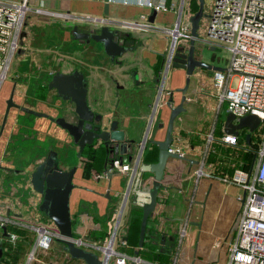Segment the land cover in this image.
I'll use <instances>...</instances> for the list:
<instances>
[{
  "label": "crops",
  "instance_id": "obj_1",
  "mask_svg": "<svg viewBox=\"0 0 264 264\" xmlns=\"http://www.w3.org/2000/svg\"><path fill=\"white\" fill-rule=\"evenodd\" d=\"M161 1L173 8L158 11L154 22L149 21L152 8L145 4L146 0H110L107 13L104 12L103 0L32 1L25 24L27 32L34 25L51 21L71 26V32L74 26L78 31H90L108 24L111 29L119 31V43L133 47L132 51L116 58L117 63L105 54L101 43L75 39L72 33V41L77 46L93 47L98 54L85 58L83 66L73 64L68 68L70 71L62 72L81 71L87 83V103L91 110L103 115L104 120L119 121V129L125 131V137L134 139L137 147L144 145V149L140 154V148L134 147L124 155L125 158L132 155V160L123 164L129 166L128 171L122 170L123 165L112 169L106 166L107 172L93 169L87 150L89 146L77 157V146L66 130L53 120L64 116L72 121L73 104L62 100L55 91L56 98L55 95L53 97L48 87L50 81L46 82L45 94L33 93L36 90L31 80L33 75L12 67L11 81L6 85L7 90L13 93V102L46 116H36L15 107L8 111L0 134V221H17L24 229L36 224L48 225L57 233L54 224L39 209L42 197L30 183V174L36 165L50 151H55L63 170L75 167L69 198L73 237L89 248L105 245L113 237L111 247L123 259L119 262L118 257L111 256L110 264H129L136 256L121 253L117 247L124 244L131 210L147 201L152 187L153 172L141 169L142 165H148L143 161L144 152L150 144L164 139L170 109L180 103V89L186 78L184 69L171 64L167 68L166 56L173 35L163 29H173L180 14L183 20L193 13L190 0L183 2L181 10V0ZM136 22L148 23L151 29L132 27L131 24ZM29 43L26 36L25 50ZM20 52L17 61L20 60ZM160 56L161 66L156 71ZM34 59L35 65L38 61ZM227 79L224 72L196 68L185 92L184 110L173 121L170 148L183 159L168 158L156 205L147 219L143 245L139 247L168 255L170 264H225V249L233 237L241 205L238 197L242 190L215 177L217 163L207 162L206 154L207 139L210 135L213 137L217 123L220 124L221 136L225 133L223 123L227 110L225 103L220 101L219 88L223 83L225 86ZM11 92L6 95V100ZM28 93L34 94V101L27 99ZM158 93L161 97L155 108ZM170 97L173 99L171 107L166 105ZM5 110L6 104L0 106V126ZM29 138L47 144L48 152L37 154L33 159L16 157L10 144ZM108 172L111 173L110 178L107 177ZM1 232L5 234L4 228ZM34 237L32 232L21 264ZM139 258L140 262L135 264H159ZM38 259L31 264H84L81 260L71 259L57 239L46 253L38 255Z\"/></svg>",
  "mask_w": 264,
  "mask_h": 264
},
{
  "label": "water",
  "instance_id": "obj_2",
  "mask_svg": "<svg viewBox=\"0 0 264 264\" xmlns=\"http://www.w3.org/2000/svg\"><path fill=\"white\" fill-rule=\"evenodd\" d=\"M152 6V14L149 17L150 22H154L157 15L158 6L161 0H150ZM184 2L185 0H181ZM104 12L107 13L110 0H103ZM198 9L192 13L188 19L190 22V31L188 38L182 37L180 42L171 43L170 49L166 56L168 66L182 68L185 70L186 78L185 85L180 89L182 93L181 101L178 105L171 107L173 99L170 97L166 101V105L170 106V114L166 127V133L163 140L155 141L158 147V157L155 163L142 165V170L153 172L154 178L152 187L148 193V199L141 204L142 218L140 222L138 246L142 247L146 223L149 215L157 201V192L161 187V180L165 170L166 162L169 157H183L171 150L170 145L173 141L172 129L173 121L176 116L184 110L183 104L186 100L185 92L187 90L190 76L196 68H202L212 71L224 72L231 65L232 54L230 51L229 57H224L218 52V49H226L224 39L221 35H216L212 30L213 20L216 19V13L220 11L221 0H197ZM183 6V5H182ZM207 7V8H206ZM181 14L179 15V19ZM179 22V20H178ZM75 39L85 40L89 43L91 40L101 43L103 51L112 61L119 63L116 58L122 56L127 51H132L133 47L119 43V31L111 29L108 24H103L98 30L78 31L77 26L72 30ZM176 34V31L173 35ZM186 41V42H182ZM187 43V44H186ZM179 44V47H178ZM212 44V46H210ZM228 50L229 47H227ZM205 51H211L209 57H204ZM205 58V59H204ZM135 75V74H134ZM137 82V78H134ZM50 89H55L57 95L65 101H70L73 104V120L68 121L64 116L54 118V122L61 128L65 129L71 137L73 143L77 146V157H80L83 149L86 146L102 145L107 154L105 170L120 167L126 161L132 160V155L129 154L126 158L128 150L137 147L134 139H127L125 131L119 129V121L104 120L103 115L95 114L87 103V83L84 74L79 70H74L69 73L55 72L51 81L48 83ZM160 93L156 96L154 105L155 108L159 104ZM11 107L19 108L36 116H46V114L36 112L32 109L19 106L13 102V93L6 100V110L0 126V134L3 131L8 111ZM52 119V118H51ZM260 124V119L253 114H247L236 118L231 112H226L223 123V131L225 133L238 134L241 129H248L250 133L257 130ZM247 142V136H246ZM248 143V142H247ZM96 144V145H95ZM139 153L144 149V145H140ZM75 172V167L69 170H63L57 162L55 151H50L48 156L42 159L30 174V183L33 190L39 193L42 201L39 209L48 217L54 224L59 233L57 239L59 243L64 245L71 259L83 261L84 264H110L111 256L115 255L112 249L113 237L107 244L97 245L89 248L77 242L72 233V218L69 207L70 193L73 188L72 178ZM111 173H107L110 178ZM5 231V228H4ZM127 238L123 239L126 243ZM136 260H132L129 264L140 262V258L136 255Z\"/></svg>",
  "mask_w": 264,
  "mask_h": 264
},
{
  "label": "built area",
  "instance_id": "obj_3",
  "mask_svg": "<svg viewBox=\"0 0 264 264\" xmlns=\"http://www.w3.org/2000/svg\"><path fill=\"white\" fill-rule=\"evenodd\" d=\"M32 1L0 0V88L10 76L18 52L25 49V24ZM221 3L220 11L215 14L212 30L216 35L227 38L224 42L230 44L232 60L231 65L224 71L228 77L225 86L223 83L219 88L220 101L225 103L226 110L236 118L253 114L260 119L259 126L262 125L261 137L257 138L250 168H236L231 175L224 174L219 177L221 182L234 184L242 190V195L238 197L241 205L233 237L225 249V264H264V0H221ZM145 4L152 8L150 0H146ZM182 4L181 1L180 10ZM170 8L173 7L160 1L156 10ZM181 21L179 19L173 29H163L165 33L172 35L176 31L172 43L179 37L189 36L190 24L186 26ZM131 26L143 30L151 29L148 23L136 22ZM233 76L238 78L234 87L230 85ZM240 132L224 133L220 139L226 145H237ZM211 139L212 135L207 143ZM122 170L128 171L129 166L123 165ZM8 225L20 227L17 221H0V229L5 228V233ZM25 228L34 232L35 237L22 264H31L39 260L40 253H46L50 249L53 241L59 238V233L57 229L56 233L51 226L43 224ZM8 237L11 243L18 239L15 233H9ZM74 239L81 243L80 239ZM115 256L119 262L122 261L120 253L115 251ZM132 260H136V257Z\"/></svg>",
  "mask_w": 264,
  "mask_h": 264
},
{
  "label": "trees",
  "instance_id": "obj_4",
  "mask_svg": "<svg viewBox=\"0 0 264 264\" xmlns=\"http://www.w3.org/2000/svg\"><path fill=\"white\" fill-rule=\"evenodd\" d=\"M189 3L191 11L193 13L196 12L198 9V3L196 2V0H190ZM160 57L161 58L156 65V71H158L161 66L160 64L162 56ZM220 132V124L217 123L214 128L213 137L208 143L206 154L207 162L217 163L214 176L219 178L224 174L231 175L236 168L249 169L254 159L257 139L253 138L250 143H247L245 141V134L243 132V134L239 135V144L226 145L220 139ZM241 136L244 138V140ZM39 147L40 148L38 150V155H40L42 152H48L47 144L39 143ZM87 150L90 153L93 169L97 171L105 170L107 154L104 146H89ZM157 157V145L150 144L146 148L143 155L144 163H155L157 161ZM141 218L142 208H133L131 210L126 243L118 245L117 250L129 256L137 255L142 259L157 262L159 264H170V258L168 255L156 252L154 249L144 250L139 248L138 241ZM6 231L7 232L3 234L0 229V262L6 264H21L23 259L22 254H24L25 252L26 243L28 246L31 241L32 231L11 225H8L6 227ZM9 233H15L18 235V239L15 243H11L9 241Z\"/></svg>",
  "mask_w": 264,
  "mask_h": 264
},
{
  "label": "rangeland",
  "instance_id": "obj_5",
  "mask_svg": "<svg viewBox=\"0 0 264 264\" xmlns=\"http://www.w3.org/2000/svg\"><path fill=\"white\" fill-rule=\"evenodd\" d=\"M17 1V0H12ZM207 8V7H206ZM182 24L188 26L190 24L188 17L182 20ZM26 30V29H25ZM28 36L30 43L28 47V52L25 53L27 50L23 49L21 50V57L20 60H15L13 67L17 69V71H27L28 73H31L32 81L36 85V88L33 84V88L36 90L33 93L40 94L43 92L46 93L47 84L46 82L51 81L52 73L55 72H62V71H70L68 68L75 64L77 67L83 66L84 59H88L89 57H93L95 54H98V52L93 49V47H84V46H77L76 43L72 41V32H71V26L64 25L60 21H51L49 23H39L38 25H34L30 28V30L27 32L25 31V35ZM183 38L179 37L177 39V43L180 42ZM226 49H218L217 51H220V54H222L224 57L230 56V50L227 49V47H230V44L225 43ZM25 50V51H24ZM213 52L211 51H205L204 56L211 54ZM27 54H30L27 56ZM40 57V59H39ZM29 58L28 60H26ZM34 58H36V62L34 65ZM30 60V61H29ZM48 70V71H47ZM53 70V71H51ZM76 70V69H74ZM35 75V76H34ZM11 78L9 76L6 80H4L2 84V89L0 88V106H3L6 104V95H8L11 90H7V83L10 82ZM37 79V80H36ZM237 76H233L231 80V86L234 87L237 83ZM31 81V83H32ZM44 84L41 86V83ZM38 84H40L38 86ZM32 89V87H31ZM31 91V90H30ZM54 89L51 93H53V97L56 94L54 93ZM8 92V93H7ZM56 92V91H55ZM30 93L27 99L32 102L34 101V98L32 97ZM262 126V125H261ZM261 126L259 128L250 133L248 129H241L240 135L245 134V141L247 136V142L250 143L253 138L257 139L258 136L261 137ZM244 130V131H242ZM242 137V136H241ZM244 140V138L242 137ZM12 151H15L16 157H26L27 159H32L35 157L36 154H38L39 150V143L33 139L29 138L26 141L20 142V140L13 141V143L10 144ZM48 156V154H47ZM46 156V157H47ZM224 256V255H223ZM226 256V255H225ZM22 257L24 255L22 254ZM227 257V256H226ZM25 260V259H24ZM225 261V258H223ZM226 262V261H225Z\"/></svg>",
  "mask_w": 264,
  "mask_h": 264
},
{
  "label": "flooded vegetation",
  "instance_id": "obj_6",
  "mask_svg": "<svg viewBox=\"0 0 264 264\" xmlns=\"http://www.w3.org/2000/svg\"><path fill=\"white\" fill-rule=\"evenodd\" d=\"M118 39V38H117ZM123 45H125V44H123ZM68 102H70V101H68ZM71 103V102H70Z\"/></svg>",
  "mask_w": 264,
  "mask_h": 264
}]
</instances>
